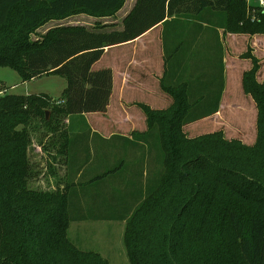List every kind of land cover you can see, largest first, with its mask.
Segmentation results:
<instances>
[{
    "label": "trees",
    "instance_id": "trees-1",
    "mask_svg": "<svg viewBox=\"0 0 264 264\" xmlns=\"http://www.w3.org/2000/svg\"><path fill=\"white\" fill-rule=\"evenodd\" d=\"M124 1L0 0V66L16 70L23 81L47 74L66 80L58 99L47 93L0 94V264H110L68 235L71 221L89 219L126 223L123 244L130 264H264V80L257 78L260 60L250 46L241 54L251 61L241 84L256 108L251 144L227 139L222 130L189 137L182 125L212 112L191 114L196 100L185 84L163 83L171 105L157 110L142 104L147 129L131 138H108L143 140L147 146L144 157L132 163L139 168L127 175L131 202L125 206L122 195L85 207L79 203L80 194L102 188L107 176L127 174L126 165L124 171L121 164L103 167L89 180L90 188L84 182L78 189L83 185L76 174L83 168L81 156L73 153L78 126L81 138L99 137L82 115L105 112L112 91L111 69H92L106 47L132 40L172 15L207 19L230 33H264L263 9L247 0H137L121 29L65 24L31 38L50 20L114 15ZM205 101L201 97L197 105ZM39 125L50 133L46 142L39 140L41 149L56 147L55 157L42 153L52 159L49 168L56 158L69 161L66 174L47 191L30 186L37 173L29 156L30 130Z\"/></svg>",
    "mask_w": 264,
    "mask_h": 264
},
{
    "label": "crops",
    "instance_id": "crops-1",
    "mask_svg": "<svg viewBox=\"0 0 264 264\" xmlns=\"http://www.w3.org/2000/svg\"><path fill=\"white\" fill-rule=\"evenodd\" d=\"M136 1L125 0L114 15L94 17L80 13L53 20H57L58 25L95 26L96 23H101L106 25V28L121 29L124 18ZM238 45H242V49ZM248 46L260 60L261 68L264 33H230L219 26L207 23V19L195 18L192 15L166 16L162 22L151 26L136 38L105 48L102 56L93 63L92 69L108 67L112 71V91L107 109L105 112L83 113L82 117L91 132H96L101 138L108 139L116 135L131 138L132 132H143L147 129L146 115L141 105L157 110L168 108L172 103V97L162 87L163 83L169 86L183 83L187 88L188 97L196 100L191 106L200 104L197 103V99L207 97L208 99L201 103L205 108H201L199 112H212L182 125L183 131L189 137L222 130L227 139L254 140L255 103L250 95L244 93L241 84L243 72L251 67L250 59L241 57ZM258 49L261 51L258 52ZM237 61L243 63L242 69L236 70L234 63ZM257 78L259 80V73ZM235 81L238 87L234 90L237 91L239 88V97L232 99L231 95H228V89L229 84L231 82L235 84ZM216 102L217 109L213 111ZM246 112L250 113L249 117L252 115V129L247 121ZM74 120L81 122L82 118L76 116ZM96 141L109 143L93 171L121 164L122 168L119 170L124 171L126 165L127 174L126 172L124 174L127 176L130 174L129 171H136L139 168L132 163L144 157V151L147 149L143 140ZM119 143L129 145L131 154L126 153L124 158L111 152V147ZM78 144L73 146L75 147L73 153L81 156L82 148ZM40 151L36 147L33 151L30 149L33 171L38 173L39 169H42L51 172L54 162L51 163L53 166L50 169L47 164L49 162L39 159L42 153ZM62 161L68 166L69 161L65 162L64 159ZM82 171L81 169L76 174L79 175ZM37 173L34 177L38 175Z\"/></svg>",
    "mask_w": 264,
    "mask_h": 264
},
{
    "label": "rangeland",
    "instance_id": "rangeland-1",
    "mask_svg": "<svg viewBox=\"0 0 264 264\" xmlns=\"http://www.w3.org/2000/svg\"><path fill=\"white\" fill-rule=\"evenodd\" d=\"M248 3L255 4L256 0H247ZM254 10V9H252ZM57 20H50L40 27H38L37 31L31 34V38L35 39L40 34L44 33L48 28L53 27L55 25H58L59 22H56ZM240 49H242V45H238ZM261 51V50H260ZM258 49V52H260ZM260 55V53H259ZM262 59H263V66L259 68V80H264V52L261 53ZM231 60V59H230ZM234 66H236V70L242 69L243 63L239 61L234 63ZM66 86V80L63 76L57 75V74H47L42 75L39 77H35L29 80L23 81L21 78V75L14 69L8 67V66H0V94L8 92V93H14V94H23V95H35L38 93H47L54 99H58L61 96V93L63 89ZM238 87L237 81H235V84L231 82L229 84L228 89V95H231L230 98L237 99L239 88L234 90V88ZM241 92V91H240ZM204 100H207V97H203ZM202 107V105H197L191 109V114L198 113ZM253 108V107H252ZM246 115L248 117L247 121H249V126L252 122V115L249 117L250 113ZM50 116V113L48 111V118ZM39 124H41V121L38 118L32 119ZM246 121V120H245ZM78 134H77V140L78 145H80L82 155L81 158H79V163L83 164L82 173H80V181L83 183L81 187H79V191L84 188V182L89 184L90 188V182L89 180L98 174L103 173L105 170L103 168L97 169L93 171V168L97 165L98 159L103 155L104 148L108 145L109 142L101 143L96 140H108V139H102L100 136L98 137L93 136L90 137L88 140L86 138H81V131L83 130L82 127H80V124L78 126ZM252 129V125H251ZM31 134V147L30 149L33 151V149L39 148L43 154L46 155V152L49 150L50 156L55 157L56 153L53 148H56L54 146H48L47 151L42 150L41 146L39 145V140H44V142L47 141V136L50 134L48 131L45 130L44 127L39 125L37 128L30 130ZM111 140H123V139H117L113 138ZM244 143L251 144L254 140H242ZM129 145L125 143H119L115 144L111 147V152L115 154H120L122 157L125 158V154H131V148H128ZM110 152V153H111ZM41 153L40 160L43 162H51V157L44 158L45 156ZM42 156V158H41ZM47 159V160H45ZM54 162V170L55 173L49 172V171H42V169H39V172L37 173L36 177H33L30 181V186L34 187L37 190L47 191L49 189H54L57 185L58 179L61 180L62 176L65 173V163L62 161V159L56 158ZM48 164V163H47ZM45 164L43 163L42 167H44ZM64 170V173H63ZM43 172V173H42ZM61 178V179H60ZM129 179L123 172L116 174V175H109L105 178L103 182V187L100 189L96 188H90L85 193L80 194L79 203L84 205L85 204H91L92 202H98L100 200L107 198L114 199L115 196L119 198L120 196H124L125 200V206L129 204L131 201L127 202V186L126 181ZM146 179V177L144 178ZM61 185V184H60ZM125 185V186H124ZM83 192V191H82ZM120 193V194H119ZM85 210V209H84ZM92 212H98V213H108L100 210V208L97 210L94 208ZM126 223L125 222H116L113 220H74L71 221L68 228V235L71 239H73L81 248L83 249H94L101 253L102 256H105L110 264H130L126 252L125 247L123 244V235L125 231Z\"/></svg>",
    "mask_w": 264,
    "mask_h": 264
},
{
    "label": "built area",
    "instance_id": "built-area-1",
    "mask_svg": "<svg viewBox=\"0 0 264 264\" xmlns=\"http://www.w3.org/2000/svg\"><path fill=\"white\" fill-rule=\"evenodd\" d=\"M257 5L264 10V0H256Z\"/></svg>",
    "mask_w": 264,
    "mask_h": 264
},
{
    "label": "water",
    "instance_id": "water-1",
    "mask_svg": "<svg viewBox=\"0 0 264 264\" xmlns=\"http://www.w3.org/2000/svg\"><path fill=\"white\" fill-rule=\"evenodd\" d=\"M46 119H48V110L46 111Z\"/></svg>",
    "mask_w": 264,
    "mask_h": 264
}]
</instances>
